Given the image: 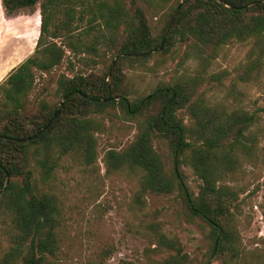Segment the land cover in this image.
<instances>
[{
  "label": "trees",
  "instance_id": "16d2710c",
  "mask_svg": "<svg viewBox=\"0 0 264 264\" xmlns=\"http://www.w3.org/2000/svg\"><path fill=\"white\" fill-rule=\"evenodd\" d=\"M38 1L1 0L7 14L33 7ZM79 7L84 10L77 14ZM58 14L65 19L51 31ZM84 18L86 28L75 37ZM63 36L69 37L68 47L74 52L82 47L74 45L72 38L90 39L82 44L91 50L105 44L114 61L102 72L61 74L56 94L62 99L68 96L61 110L55 116L60 104L43 100L34 112L29 95L36 74L48 73L63 61L66 50L55 40ZM233 40L252 43L241 79L259 77L264 57V0H182L159 34H153L137 0H43L35 52L0 84V190L9 175L8 185L0 192V227L9 242L0 264H62L58 258L61 202L55 193L38 189L33 165L39 167L45 182L68 157L87 166L94 164L98 159L96 134L103 126L95 115L108 107H120L129 117L141 113L143 118L132 142L122 150L108 149L103 157L108 173L137 177L135 208L141 210L146 204L147 192L178 190L186 213L209 226L211 256L226 263L236 260L241 242L234 223L239 191L229 182L246 163L260 160L264 140L260 115L225 102H210L199 92L206 81L203 73L157 87L132 102L124 71L126 62L145 61L151 51L168 52L177 45H185L187 57L195 56L204 66ZM221 76L212 78L220 82ZM26 137L30 139H14ZM155 138L169 142L172 170L156 150ZM182 165L189 166L200 180L198 192L184 185ZM152 228L159 245L172 251L154 264H190L177 238L168 236L159 224Z\"/></svg>",
  "mask_w": 264,
  "mask_h": 264
},
{
  "label": "rangeland",
  "instance_id": "374dc122",
  "mask_svg": "<svg viewBox=\"0 0 264 264\" xmlns=\"http://www.w3.org/2000/svg\"><path fill=\"white\" fill-rule=\"evenodd\" d=\"M7 14L0 0V84L10 71L36 49L41 23V2ZM182 0H137L146 12L153 34H159L176 5ZM128 6H130L128 2ZM80 13L82 7L77 8ZM65 16L53 18L51 31L57 30ZM86 18L79 22L75 37L86 28ZM64 35L65 31L59 29ZM69 37L55 39L66 50L63 61L50 72H37L34 87L29 95L35 112L45 100L59 105L56 94L61 74L102 72L114 61L105 44L96 50L86 48L76 38L74 45L82 48L74 52L68 47ZM250 41H230L204 66L195 56L187 57L185 45L171 51H151L145 61H129L124 66L125 85L130 101L141 99L157 87L173 84L183 77L203 73L206 81L199 92L210 102H225L229 107H243L260 115L264 126V57L260 76L243 81L241 72L251 54ZM221 76L215 81L212 75ZM184 115L183 112H181ZM102 126L97 132L98 159L84 165L73 157L64 159L56 168L53 178L42 182L39 167L34 163V182L38 189L55 193L61 202L62 223L59 229L58 258L62 264H121L132 261L154 264L172 253L159 245L153 224H159L170 237H175L187 254L190 264H264V140L261 157L255 164L246 163L229 183L239 191L234 223L239 232L240 255L231 262L211 256L212 237L209 226L200 217L186 213L179 191L171 194L147 192L146 204L140 209L133 205L137 191L136 176L106 171L103 157L110 148L122 150L138 133L141 113L129 117L120 107H108L96 114ZM154 146L168 169L174 166L169 142L155 138ZM184 185L198 192L200 180L187 165L181 167ZM0 227V256L9 246L8 238Z\"/></svg>",
  "mask_w": 264,
  "mask_h": 264
},
{
  "label": "water",
  "instance_id": "95a60500",
  "mask_svg": "<svg viewBox=\"0 0 264 264\" xmlns=\"http://www.w3.org/2000/svg\"><path fill=\"white\" fill-rule=\"evenodd\" d=\"M177 11H178V9L175 11V13H174V15H173V17L171 18V20H170V23H169V27H168V29H167V31H166V33L168 32V30H169V28H170V26H171V24H172V22H173V19H174V16L177 14ZM79 94H81V92H78ZM111 97V96H110ZM109 97V98H110ZM68 98V96H65L63 99H62V101L60 102V106H59V108L57 109V112L55 113V116L58 114V112L61 110V108H62V106L64 105V102L66 101V99ZM117 99H119V97H116ZM54 120V118L53 119H51L37 134H40V133H42L44 130H46L47 129V127H49V125L52 123V121ZM35 136H37V135H35ZM1 137H5V136H1ZM15 140H17V141H26V140H28V139H30V137H26V138H14ZM8 182H9V175L7 174V182H6V185H5V187L8 185ZM4 187V188H5ZM3 188V189H4ZM3 189H1L0 190V192L3 190Z\"/></svg>",
  "mask_w": 264,
  "mask_h": 264
}]
</instances>
